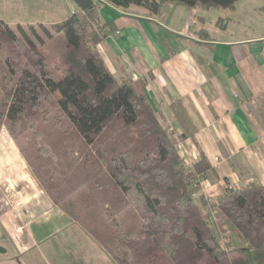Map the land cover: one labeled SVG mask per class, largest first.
<instances>
[{"label":"trees","instance_id":"trees-1","mask_svg":"<svg viewBox=\"0 0 264 264\" xmlns=\"http://www.w3.org/2000/svg\"><path fill=\"white\" fill-rule=\"evenodd\" d=\"M106 1L157 15L166 1L231 9L238 0ZM98 2L56 24L0 21L6 43L22 44L29 57L26 62L10 57L16 70L0 125L8 127L53 204L116 264H264V186L226 189L216 207L246 246L222 251L206 213L192 198L191 180L205 167L196 165L193 173L184 169L182 155L145 102L141 86L117 81L95 49L104 32ZM45 43L62 66L59 74L49 67L50 54L36 47ZM22 115L32 118L33 134L49 142L46 157L38 149L29 156L26 143L14 134ZM44 124L56 131L53 138L42 131Z\"/></svg>","mask_w":264,"mask_h":264},{"label":"crops","instance_id":"crops-1","mask_svg":"<svg viewBox=\"0 0 264 264\" xmlns=\"http://www.w3.org/2000/svg\"><path fill=\"white\" fill-rule=\"evenodd\" d=\"M98 4L104 32L95 49L105 66L117 81L141 86L162 127H172L169 139L194 158L189 172L205 167L194 173L192 198L232 249L245 247L216 206L226 189L264 186V32L255 33V18H237L234 7L227 9L233 17L210 19L209 9L175 1L157 15ZM249 11L262 18L264 1ZM80 12L73 0H0L7 25L56 24ZM7 137L18 161L0 156V264H116L53 204ZM17 230L20 249L11 238Z\"/></svg>","mask_w":264,"mask_h":264},{"label":"rangeland","instance_id":"rangeland-1","mask_svg":"<svg viewBox=\"0 0 264 264\" xmlns=\"http://www.w3.org/2000/svg\"><path fill=\"white\" fill-rule=\"evenodd\" d=\"M264 0H238L237 3L234 4V8L236 10V12L240 15L239 19H248V18H255L254 19V30L255 33L256 32H264V14L262 15V18L260 17H255V15H252L251 12L249 11V7L251 4H255V5H259L263 2ZM229 8H220V7H210L209 11L207 12V17L210 19H212V17L216 18L221 16V18H229V17H233L232 15L229 14L228 10ZM230 11V9H229ZM70 16V15H69ZM234 17H236L234 15ZM40 33V35H43L45 33H42L41 31H38ZM19 35V33H16ZM26 35L28 37H30L31 39H33V41H35L34 39V34L31 33L30 30H26ZM42 37H45V35H43ZM6 39L3 35H0V111L3 109V106L6 105L10 98L8 96V91L10 90V88L13 85L14 82V75H13V69H15V65H13V62L10 60V57L13 58V55L16 56H20V59H22V61L26 62L28 60L29 57H27V54H25L24 51V47L22 46V44H19L17 42H11L9 41V43H6ZM40 51H42L44 54H50V59L53 61V63H51L49 65L50 69H52L55 73L59 74L61 73L62 66L59 62V60L53 57V52L51 50V48H49V46L47 45V43L42 45H37L36 46ZM16 70V69H15ZM51 112H45L44 115H46V118L51 117ZM29 116H33L34 114H28ZM22 123L18 125V127L14 128V134L21 139L22 144L26 145V150H27V154L30 156H32V152L36 151L38 149L39 151V155H41L42 157H46L48 155V153H50L51 151V147L49 146V142L45 141L44 138L42 136H38V135H34L32 129H30L29 127L32 126V124L30 125V123H32V118L28 117L26 115H22ZM43 124V123H42ZM30 125V126H28ZM169 128V127H168ZM26 129V130H24ZM42 131L44 133H46L49 137V139L53 138L54 135L56 134V131H54L53 128L49 127L48 125L44 124L42 126ZM167 130V129H166ZM7 134H11L8 127L5 124L0 125V156H5L7 158V160L12 159V162H16V160L18 161V157L16 154V150L13 147V145L11 144L9 138L7 137ZM171 141V140H170ZM172 142V141H171ZM173 146L179 151V153L181 154L180 149L177 146L176 142H172ZM183 145V144H182ZM181 145V146H182ZM14 153V154H13ZM74 157L75 158H79V155L77 153V150L75 149L74 151ZM183 161V159H182ZM183 167L186 171H188V169L185 168L184 163H183ZM189 173V171H188ZM197 178H193L191 180V187L195 188L197 187ZM210 209L213 213V206H211ZM221 214H223L222 212H220ZM224 215V214H223ZM216 216V214H215ZM225 216V215H224ZM226 219V216H225ZM227 220V219H226ZM207 224L209 225V227L212 230H216L217 226L213 225L212 223L208 222L207 220ZM229 224V223H226Z\"/></svg>","mask_w":264,"mask_h":264},{"label":"built area","instance_id":"built-area-1","mask_svg":"<svg viewBox=\"0 0 264 264\" xmlns=\"http://www.w3.org/2000/svg\"><path fill=\"white\" fill-rule=\"evenodd\" d=\"M167 133L169 135H172L173 133V129L172 127L167 128ZM178 148L181 151V155H182V159H183V163L186 169H188V171L191 170V168L193 167V160L194 158L189 157L187 155V153L185 152L183 145L181 144V142H176ZM182 145V146H181ZM216 232V241L218 244V247L222 250V251H229L232 249V245L229 242V239L226 235H224V233H222L219 229L215 231ZM13 243L17 246L18 249H20L19 247L21 246L20 242H21V235L19 233V231H15V233L11 236Z\"/></svg>","mask_w":264,"mask_h":264},{"label":"water","instance_id":"water-1","mask_svg":"<svg viewBox=\"0 0 264 264\" xmlns=\"http://www.w3.org/2000/svg\"><path fill=\"white\" fill-rule=\"evenodd\" d=\"M73 1L81 11H84L93 3V0H73Z\"/></svg>","mask_w":264,"mask_h":264},{"label":"bare ground","instance_id":"bare-ground-1","mask_svg":"<svg viewBox=\"0 0 264 264\" xmlns=\"http://www.w3.org/2000/svg\"><path fill=\"white\" fill-rule=\"evenodd\" d=\"M14 154V153H13ZM24 175V174H23ZM24 177V176H23Z\"/></svg>","mask_w":264,"mask_h":264}]
</instances>
